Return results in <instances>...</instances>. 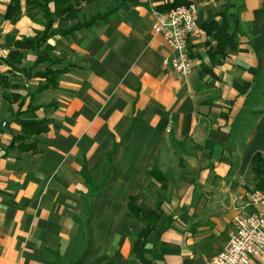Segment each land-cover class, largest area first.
I'll return each mask as SVG.
<instances>
[{"label":"crops","instance_id":"crops-1","mask_svg":"<svg viewBox=\"0 0 264 264\" xmlns=\"http://www.w3.org/2000/svg\"><path fill=\"white\" fill-rule=\"evenodd\" d=\"M175 1L128 2L107 23L52 37L39 53L61 64L34 72L72 66L54 89L39 91L43 80L24 73L37 51L20 49L18 69L0 60V264H140L133 244L144 224L131 197L152 209L162 202L149 261L208 264L234 219L253 213L252 161L264 156V0H183L197 6L199 28L186 81L164 67L172 53L153 31L167 12L159 8ZM9 3L0 0V47L10 54L45 22L25 2L16 22L4 20ZM223 14L237 44L221 58L205 28ZM33 108L48 130L38 152L20 153L10 146Z\"/></svg>","mask_w":264,"mask_h":264},{"label":"trees","instance_id":"trees-1","mask_svg":"<svg viewBox=\"0 0 264 264\" xmlns=\"http://www.w3.org/2000/svg\"><path fill=\"white\" fill-rule=\"evenodd\" d=\"M98 0H10L4 13V20L16 22L22 16V2H25L27 12L36 11L45 22V30L37 34L33 39H24L16 44L17 50L8 55L4 63L13 66V69H18L21 64L24 55L20 54V49L34 50L38 52L37 61L24 72L26 77L39 78L43 80V83L39 86V91H45L48 89L56 88L59 80L62 76L71 70L72 66H67L63 70H54L53 68L46 69L42 72H34L36 68L44 62H48L51 67H57L61 64L60 60H54L48 55L39 53L40 48L47 43L52 37H70L75 35L78 31L83 29L97 27L99 24L109 22L113 16H115L128 2H138L139 0H116L111 5H106L104 10H98L92 14L89 18H83L81 13L84 11L85 5L96 4ZM189 5V3L183 0H177L171 5H167L159 8L160 10H170L172 8ZM222 23H212L205 28L208 34L213 38L216 43L214 55L224 58L225 48H235L236 34L231 25L226 23V15L222 16ZM192 58V55H190ZM207 71V70H206ZM23 103L20 104L18 115H23L21 108ZM33 111V112H32ZM36 108L31 109V113L28 114L29 119L18 120V124L22 127V134L15 138L11 143L10 148L15 149L20 153H36L38 152V138L47 132V122L45 120H38L36 116ZM33 139V142L27 144L28 140ZM252 171L255 175L256 182L254 191L259 192L264 190V156L260 153L256 154L252 161ZM168 180L162 178V189L166 190ZM140 197H131L129 199V210L131 215L140 219L143 224V230L139 236L135 239L133 244V254L136 260L140 264H153L149 261L144 254V249L147 245L148 238L152 233L157 231L158 223L162 216L161 205L162 202L156 208H148L138 205ZM81 259L76 260L73 264H80Z\"/></svg>","mask_w":264,"mask_h":264},{"label":"built area","instance_id":"built-area-1","mask_svg":"<svg viewBox=\"0 0 264 264\" xmlns=\"http://www.w3.org/2000/svg\"><path fill=\"white\" fill-rule=\"evenodd\" d=\"M198 9L195 4L172 8L158 13L153 25L155 34L163 38L172 55L163 61L177 80L186 81L194 73V61L189 53V40L198 30ZM9 52L0 47V60ZM254 211L234 219L230 240L224 250L208 264H252L253 258L264 256V190L251 197Z\"/></svg>","mask_w":264,"mask_h":264},{"label":"rangeland","instance_id":"rangeland-1","mask_svg":"<svg viewBox=\"0 0 264 264\" xmlns=\"http://www.w3.org/2000/svg\"><path fill=\"white\" fill-rule=\"evenodd\" d=\"M99 2V1H97ZM109 3H105L104 0H100V4L99 3H94L92 5H85L83 8H84V12L82 13L84 16H86L87 18H89L92 14H94L95 12H97L98 10H102L106 5H108ZM156 23V22H155ZM154 23V24H155ZM250 105V104H249ZM250 120H253V117H249ZM254 186H250L249 188V193H250V205L252 206L251 204V197L252 195L254 194Z\"/></svg>","mask_w":264,"mask_h":264}]
</instances>
